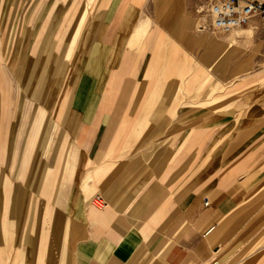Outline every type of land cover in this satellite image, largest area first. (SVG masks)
I'll list each match as a JSON object with an SVG mask.
<instances>
[{
    "label": "crops",
    "instance_id": "obj_1",
    "mask_svg": "<svg viewBox=\"0 0 264 264\" xmlns=\"http://www.w3.org/2000/svg\"><path fill=\"white\" fill-rule=\"evenodd\" d=\"M227 39L0 0V264H264V24Z\"/></svg>",
    "mask_w": 264,
    "mask_h": 264
},
{
    "label": "rangeland",
    "instance_id": "obj_2",
    "mask_svg": "<svg viewBox=\"0 0 264 264\" xmlns=\"http://www.w3.org/2000/svg\"><path fill=\"white\" fill-rule=\"evenodd\" d=\"M216 1L219 0H154V5L165 19L182 24L185 28L190 29L194 27L200 35L206 34L214 37L217 41V46L224 47V45H227V52L229 53L231 51V44L227 38L230 33L214 31L210 26L209 7ZM258 21L259 24H264V19L258 18ZM226 39L227 43L225 44L224 41ZM233 45L239 44L234 42ZM219 47L216 49L217 54L222 51ZM27 51L25 49V55Z\"/></svg>",
    "mask_w": 264,
    "mask_h": 264
},
{
    "label": "built area",
    "instance_id": "obj_3",
    "mask_svg": "<svg viewBox=\"0 0 264 264\" xmlns=\"http://www.w3.org/2000/svg\"><path fill=\"white\" fill-rule=\"evenodd\" d=\"M209 15L214 31L230 33L248 25L253 18L264 19V0H219L210 5ZM93 202L102 206L105 201L97 194Z\"/></svg>",
    "mask_w": 264,
    "mask_h": 264
},
{
    "label": "bare ground",
    "instance_id": "obj_4",
    "mask_svg": "<svg viewBox=\"0 0 264 264\" xmlns=\"http://www.w3.org/2000/svg\"><path fill=\"white\" fill-rule=\"evenodd\" d=\"M251 30H252V29H251ZM251 30H250V31H251ZM248 31H249V30H248Z\"/></svg>",
    "mask_w": 264,
    "mask_h": 264
}]
</instances>
